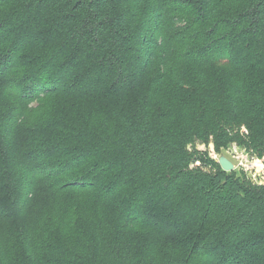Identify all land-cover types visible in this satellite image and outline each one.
Wrapping results in <instances>:
<instances>
[{
    "label": "trees",
    "instance_id": "trees-1",
    "mask_svg": "<svg viewBox=\"0 0 264 264\" xmlns=\"http://www.w3.org/2000/svg\"><path fill=\"white\" fill-rule=\"evenodd\" d=\"M232 142L264 0H0V264H264V183L191 165Z\"/></svg>",
    "mask_w": 264,
    "mask_h": 264
},
{
    "label": "rangeland",
    "instance_id": "rangeland-1",
    "mask_svg": "<svg viewBox=\"0 0 264 264\" xmlns=\"http://www.w3.org/2000/svg\"><path fill=\"white\" fill-rule=\"evenodd\" d=\"M243 128L244 127L242 126L241 130H240L241 135L246 133V131ZM244 148H245V146L243 144L237 143V142L228 143L227 146L220 147L218 150L215 149V145H213V143H209L208 145H205L203 143H198L196 145V155H199L200 159L202 158L204 160V162L202 163L200 159H197V160H194L191 163V165L192 166H200L202 169H205V170L213 169L211 167L212 163L216 162L219 165L218 158L222 154V155L227 156L233 163H235L238 167H240L242 169V167L238 164V161H236L232 155L233 154L234 155H243L246 157L254 156V155H251L249 152H246ZM234 169L237 172L236 173L237 176L240 174L246 175V173L242 172L243 170L241 171L242 173L239 174L240 170L236 169V168H234ZM246 176L248 177V179H250L248 175H246ZM251 181L253 182V180H251ZM258 181H261V183L257 182V184H262V183H264V178H261V176H260V180H258Z\"/></svg>",
    "mask_w": 264,
    "mask_h": 264
},
{
    "label": "built area",
    "instance_id": "built-area-1",
    "mask_svg": "<svg viewBox=\"0 0 264 264\" xmlns=\"http://www.w3.org/2000/svg\"><path fill=\"white\" fill-rule=\"evenodd\" d=\"M232 156L236 161H238V164L242 167L241 169L235 163H233L234 168L239 169L240 171L243 170L242 172L246 173V175H248L250 180H253V182L261 183V181L258 180H260V176L261 178H264L262 158L256 156L246 157L243 155H234V154Z\"/></svg>",
    "mask_w": 264,
    "mask_h": 264
},
{
    "label": "water",
    "instance_id": "water-1",
    "mask_svg": "<svg viewBox=\"0 0 264 264\" xmlns=\"http://www.w3.org/2000/svg\"><path fill=\"white\" fill-rule=\"evenodd\" d=\"M218 163L221 169L224 171H231L234 169L233 162L225 155H220V157L218 158Z\"/></svg>",
    "mask_w": 264,
    "mask_h": 264
},
{
    "label": "clouds",
    "instance_id": "clouds-1",
    "mask_svg": "<svg viewBox=\"0 0 264 264\" xmlns=\"http://www.w3.org/2000/svg\"><path fill=\"white\" fill-rule=\"evenodd\" d=\"M229 159V158H228Z\"/></svg>",
    "mask_w": 264,
    "mask_h": 264
}]
</instances>
